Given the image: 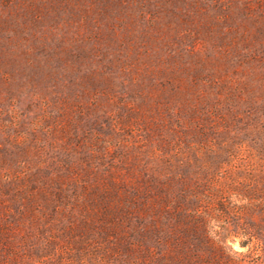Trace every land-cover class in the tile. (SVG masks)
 Returning <instances> with one entry per match:
<instances>
[{
    "label": "rangeland",
    "instance_id": "1",
    "mask_svg": "<svg viewBox=\"0 0 264 264\" xmlns=\"http://www.w3.org/2000/svg\"><path fill=\"white\" fill-rule=\"evenodd\" d=\"M0 264H264V0H0Z\"/></svg>",
    "mask_w": 264,
    "mask_h": 264
}]
</instances>
